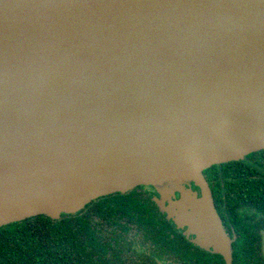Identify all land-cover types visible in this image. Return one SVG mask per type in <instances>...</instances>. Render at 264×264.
I'll list each match as a JSON object with an SVG mask.
<instances>
[{
	"label": "water",
	"instance_id": "95a60500",
	"mask_svg": "<svg viewBox=\"0 0 264 264\" xmlns=\"http://www.w3.org/2000/svg\"><path fill=\"white\" fill-rule=\"evenodd\" d=\"M259 149L264 0H0V226Z\"/></svg>",
	"mask_w": 264,
	"mask_h": 264
},
{
	"label": "flooded vegetation",
	"instance_id": "af4514ba",
	"mask_svg": "<svg viewBox=\"0 0 264 264\" xmlns=\"http://www.w3.org/2000/svg\"><path fill=\"white\" fill-rule=\"evenodd\" d=\"M203 176L207 202L196 181L174 193L144 184L115 192L126 194L113 202L119 223L107 225L118 264H264V149Z\"/></svg>",
	"mask_w": 264,
	"mask_h": 264
},
{
	"label": "trees",
	"instance_id": "16d2710c",
	"mask_svg": "<svg viewBox=\"0 0 264 264\" xmlns=\"http://www.w3.org/2000/svg\"><path fill=\"white\" fill-rule=\"evenodd\" d=\"M125 195L99 197L58 218L41 214L0 226V264H118L107 225L119 223L121 207L113 202Z\"/></svg>",
	"mask_w": 264,
	"mask_h": 264
},
{
	"label": "rangeland",
	"instance_id": "374dc122",
	"mask_svg": "<svg viewBox=\"0 0 264 264\" xmlns=\"http://www.w3.org/2000/svg\"><path fill=\"white\" fill-rule=\"evenodd\" d=\"M154 186L158 190H161L162 192H164V191L165 192H169V190L175 192L176 190L181 189V186L179 184L175 183V182H167V183H164L163 185H154ZM171 191L169 193H171Z\"/></svg>",
	"mask_w": 264,
	"mask_h": 264
}]
</instances>
